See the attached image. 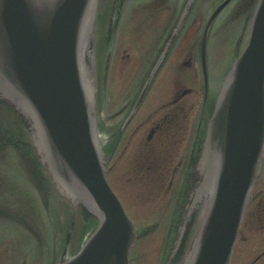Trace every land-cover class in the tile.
Here are the masks:
<instances>
[{
  "label": "water",
  "instance_id": "95a60500",
  "mask_svg": "<svg viewBox=\"0 0 264 264\" xmlns=\"http://www.w3.org/2000/svg\"><path fill=\"white\" fill-rule=\"evenodd\" d=\"M95 3L0 0V99H7L30 128L13 109L2 107L0 129H18L21 146L33 149V158L40 157L55 190L94 214L80 215L54 190L53 232L59 203L64 229H70L65 259L76 253L100 219L81 250L61 264H129L136 240L134 224L106 180L98 139L92 85L101 97L97 110L103 113L97 118L103 144L116 131H111L104 103L111 73L104 70L108 49L100 19H95L90 39L87 34ZM263 151L264 0H259L249 45L226 79L209 121L199 181L176 246L185 238L169 262L175 231L164 264H228ZM202 203L206 213L197 237L200 216L191 219L185 234L188 218Z\"/></svg>",
  "mask_w": 264,
  "mask_h": 264
},
{
  "label": "rangeland",
  "instance_id": "374dc122",
  "mask_svg": "<svg viewBox=\"0 0 264 264\" xmlns=\"http://www.w3.org/2000/svg\"><path fill=\"white\" fill-rule=\"evenodd\" d=\"M136 10V2L129 0L122 13V20L113 30L112 44L108 50L110 59L106 60L104 68L111 73L104 100L111 131L118 130V124L124 118L123 106L129 104L138 91L136 86L140 84V80L137 81L140 74L136 76V72L140 73L144 69L143 64L149 62L142 60V55L145 54L141 52L144 48L143 42H140L148 31L141 25L136 28L141 17L139 15H142L136 13ZM201 19L199 16L194 25H200ZM243 21L244 19L237 20L235 26L231 23L230 27H226V31L230 29L227 31L230 36L228 43L220 42L221 36L217 35L220 44H214L212 60H209L211 87L213 84L221 85L247 45V27H242ZM126 31H129L128 41L138 45L139 53L133 51L130 43L122 45V39H126ZM123 49L131 54L130 60L123 58ZM180 61L184 63L187 60ZM173 62L174 60L170 61L171 64ZM196 63L195 61V66ZM164 74L165 72L157 77L154 92L150 93L153 94L149 98L150 103L158 90L162 91L160 94L165 91L174 95L165 87L162 77ZM178 80L172 77L173 92L178 87L181 90L191 86L189 82L184 83L183 80V83H179ZM195 85L198 86L196 77ZM218 88L215 87L214 91ZM193 98L198 102L192 121L188 123L187 138L183 146V149L188 148L189 153L182 162L172 159V164L167 165L168 160H154V164H150L135 160L134 156L131 159L127 153L132 147L121 158L124 146H119L108 166V179L135 223L137 241L133 251V264H164L174 236L175 224L188 198L190 183L188 182L189 186L183 192L180 189L187 180H191L187 175V165L191 159V138L198 122L194 120L198 118L203 101L196 94ZM38 160L39 158H33V149L21 146L18 129H0V264H58L65 259L70 229H64L65 217L59 203L54 206L59 220L53 232L54 190L50 177ZM178 164L179 171L175 177L173 170ZM138 165H143V168L139 170ZM166 168H171L172 171H166ZM139 173L145 174L140 175V181H137ZM144 176L147 178L144 179ZM169 179L173 180L170 189ZM259 192L264 195V159L253 191L256 203L260 197ZM262 262L264 229L254 219L242 227L230 264H263Z\"/></svg>",
  "mask_w": 264,
  "mask_h": 264
},
{
  "label": "flooded vegetation",
  "instance_id": "af4514ba",
  "mask_svg": "<svg viewBox=\"0 0 264 264\" xmlns=\"http://www.w3.org/2000/svg\"><path fill=\"white\" fill-rule=\"evenodd\" d=\"M133 1L137 5L136 13L139 12L142 14H137L141 17L136 28L140 25L144 27L146 22L149 29V35L143 38V54L147 55L143 57V60H149L150 63L154 60H165L161 65L158 75L160 76L165 72L164 76H162L163 82L164 84L166 83L165 87L169 92L174 95H169L165 91H163V94H160L162 91L158 90L150 103L149 98L153 95H150V93L156 84L154 83L146 91L138 110L127 120L133 99L135 100L140 95L136 91L137 93L134 94L130 103L122 108L124 118L118 124V130L115 132L112 141L110 143L104 141L105 149L113 147L117 150L119 146H124V150H121L120 155L123 158L129 147H132L133 149L127 153L131 159L134 156L135 160L150 164L153 160H168L167 165L172 163V159H179L182 162L189 153L188 148L183 149V146L187 138L188 123L192 121L195 105L198 102L193 98L194 94L198 98L202 97L203 101L198 111V118L194 120V122H197V120L198 122L195 124L193 130V134L195 135L193 136L191 155L198 154L197 150L199 148L201 132L211 114L213 101L215 100L214 93L210 89H206L205 86L202 56L200 53L202 35L206 27L204 25V18L210 12L207 8L210 3L208 0ZM222 2L219 0L216 7ZM232 2L234 3L235 0H232ZM126 3H129V0H104L99 9L101 13L98 15V19H100V24L104 26V38L108 50L113 30L123 18L122 13ZM230 4L224 8L222 13L229 8ZM239 10H242L241 7H239ZM230 13L232 14L231 11ZM199 16L202 17L201 23L198 27H195L194 23L199 19ZM214 24L211 27L207 40L208 50L212 43H217L215 38H213L217 26L220 28L223 26L227 27V25H224V22L223 25ZM125 43H130L132 48H138V45L134 46L128 40L122 41V45ZM208 50L206 59L211 60V55ZM123 53L125 54L123 58L130 60L129 55L131 54L126 49H123ZM107 55H109V51ZM106 58L109 60L110 55ZM169 60H188L186 63L187 66L185 65L186 69L172 70L169 66ZM191 60L197 62L196 66ZM208 72L210 77L209 63ZM174 74L178 77L179 83H183V80L185 81L184 83L188 81L194 85V89L190 86L189 89H181L173 92L170 81ZM195 77L197 78L198 86L195 85ZM139 80H141L140 76L137 81ZM136 87L139 90L140 84ZM138 166L140 169L143 168V165ZM167 170L169 168H166ZM262 202H264V199L259 202L258 210L255 213L252 212L250 218L256 215L262 221L261 217L263 216L264 218V206L261 208Z\"/></svg>",
  "mask_w": 264,
  "mask_h": 264
},
{
  "label": "bare ground",
  "instance_id": "6f19581e",
  "mask_svg": "<svg viewBox=\"0 0 264 264\" xmlns=\"http://www.w3.org/2000/svg\"><path fill=\"white\" fill-rule=\"evenodd\" d=\"M234 23L237 24V21H234ZM206 136L208 137V129H207V126L204 124V127L201 132V138H200V143H199V148L197 150V153L203 147V143H204Z\"/></svg>",
  "mask_w": 264,
  "mask_h": 264
}]
</instances>
